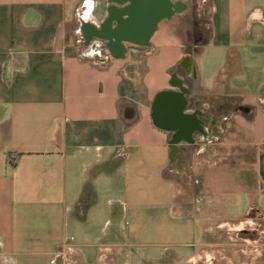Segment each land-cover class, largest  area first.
Returning a JSON list of instances; mask_svg holds the SVG:
<instances>
[{"label":"crops","instance_id":"1","mask_svg":"<svg viewBox=\"0 0 264 264\" xmlns=\"http://www.w3.org/2000/svg\"><path fill=\"white\" fill-rule=\"evenodd\" d=\"M169 1L0 0V264H264V0Z\"/></svg>","mask_w":264,"mask_h":264},{"label":"water","instance_id":"2","mask_svg":"<svg viewBox=\"0 0 264 264\" xmlns=\"http://www.w3.org/2000/svg\"><path fill=\"white\" fill-rule=\"evenodd\" d=\"M110 12L112 18H117L116 26L111 29L105 23L98 35L114 38L116 42L127 40L135 44H145L155 30L159 18L170 15L171 5L169 0H129L128 6L120 10L111 8ZM121 13L126 17L121 18ZM178 96L176 106L165 109L171 103L172 93L163 92L157 95L154 102V121L166 129L180 127L179 134H184L193 126V120L180 113L183 101Z\"/></svg>","mask_w":264,"mask_h":264},{"label":"rangeland","instance_id":"3","mask_svg":"<svg viewBox=\"0 0 264 264\" xmlns=\"http://www.w3.org/2000/svg\"><path fill=\"white\" fill-rule=\"evenodd\" d=\"M204 20H205V15L204 16H202L201 17V19L199 20V21H195L196 22V24L198 25V27H199V31H202L203 33L206 31V27L204 26ZM189 151H188V153H187V157H186V161L184 162V164H186L187 166H188V164H189ZM186 166V169H184V173L182 172V181L183 180H186L185 182H184V184H188L189 183V179H190V177L188 176L189 175V168ZM179 176H181V174H178V177ZM189 194V193H188ZM81 244H80V246H79V248L80 249H82V242H80ZM85 251H87V252H89V251H91V248H89V247H86L85 249H84ZM69 253H66L65 254V256L62 258V257H59L58 258V260H57V264H63V260H65V259H67V260H70V262H71V264H77L76 262H74L75 261V258L74 257H70L69 255H68ZM78 263L79 264H82V257H80L79 259H78Z\"/></svg>","mask_w":264,"mask_h":264},{"label":"bare ground","instance_id":"4","mask_svg":"<svg viewBox=\"0 0 264 264\" xmlns=\"http://www.w3.org/2000/svg\"><path fill=\"white\" fill-rule=\"evenodd\" d=\"M105 2V1H104ZM87 4V3H86ZM106 4V3H105ZM102 9V8H101ZM104 9V8H103ZM93 18V17H92ZM95 20V19H94Z\"/></svg>","mask_w":264,"mask_h":264}]
</instances>
